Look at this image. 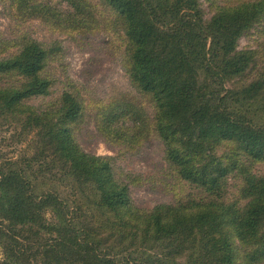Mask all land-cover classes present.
Listing matches in <instances>:
<instances>
[{
	"label": "trees",
	"instance_id": "1",
	"mask_svg": "<svg viewBox=\"0 0 264 264\" xmlns=\"http://www.w3.org/2000/svg\"><path fill=\"white\" fill-rule=\"evenodd\" d=\"M65 1L71 11L60 13L11 0L20 18L84 27V1ZM102 2L123 30L132 83L154 103L165 160L206 195L138 208L131 174L118 176L113 157L76 143L82 105L74 94L63 91L42 109L26 102L49 94L43 72L59 46L0 37V142L5 132L13 147L0 148V264H264V174L251 171L264 162V123L255 119L264 110V71L227 85L250 66L254 51L236 46L264 19V0L218 4L209 21L199 0ZM130 112L121 105L108 115L133 121L118 128L135 129L124 142L139 134V115ZM231 174L242 184L225 200Z\"/></svg>",
	"mask_w": 264,
	"mask_h": 264
},
{
	"label": "rangeland",
	"instance_id": "2",
	"mask_svg": "<svg viewBox=\"0 0 264 264\" xmlns=\"http://www.w3.org/2000/svg\"><path fill=\"white\" fill-rule=\"evenodd\" d=\"M83 1L86 11L82 14L89 18L84 27L74 28L66 22L67 26L39 18H20L11 0H0V37L12 40L24 36L59 46L43 72L52 81L49 94L29 98L26 102L42 109L55 104L63 91L74 94L82 105L79 121L72 125L76 143L88 153L113 157L118 176L131 174L130 180L134 181L130 185V195L138 208L149 210L159 203L205 197L201 188L179 178L165 160L164 145L153 131L154 103L149 94L134 86L128 75L126 41L115 13L102 0ZM237 1L199 0L204 20H210L218 4ZM38 2L54 6L60 13L71 11L65 0ZM10 46L6 50L8 53L16 50ZM236 50L254 53L244 74L227 83L231 87L244 86L264 71V19L239 38ZM121 105L130 106V113L139 115V134L135 141L124 142L121 138L123 133L135 132L134 128L118 129L132 128L130 117L124 115L115 123L108 118ZM255 119L264 123V110H259ZM1 134L4 137V142H0L1 150H12L8 134ZM251 171L264 174V162L253 164ZM241 184L239 175H229L224 199L236 198Z\"/></svg>",
	"mask_w": 264,
	"mask_h": 264
}]
</instances>
